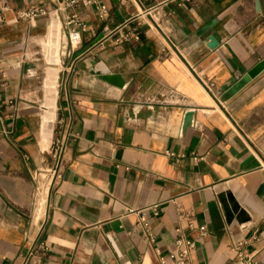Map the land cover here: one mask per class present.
<instances>
[{
	"label": "crops",
	"instance_id": "0c3cea01",
	"mask_svg": "<svg viewBox=\"0 0 264 264\" xmlns=\"http://www.w3.org/2000/svg\"><path fill=\"white\" fill-rule=\"evenodd\" d=\"M105 4L76 7L71 44L61 0H0V264H160L180 236L185 264H238L239 241L264 264V68L247 77L264 0ZM30 5L47 13L20 17ZM123 22L139 37L116 43ZM57 139L62 177L36 210Z\"/></svg>",
	"mask_w": 264,
	"mask_h": 264
},
{
	"label": "built area",
	"instance_id": "2783aa9c",
	"mask_svg": "<svg viewBox=\"0 0 264 264\" xmlns=\"http://www.w3.org/2000/svg\"><path fill=\"white\" fill-rule=\"evenodd\" d=\"M78 5H85L95 8L100 15H104L107 11L105 0H61V7L68 9L71 12L66 17V25L68 27V35L71 44L79 41V34L84 30L86 24L80 19L75 11ZM47 10L42 6L30 5L19 10L20 17L35 18L37 16L45 15ZM127 22H123L114 29L117 35L114 37L116 43H120L131 38L139 37V30L136 25L127 27ZM207 89H211L212 83L206 82ZM65 143L61 140H55L51 144L49 154L52 158V163L47 167L36 168L32 174L31 179L33 182V203L36 210H39L42 202L47 199L52 187L61 179L64 166ZM139 223L144 228L145 234L151 238L149 233L148 222L143 214L139 216ZM202 234L205 233L206 228L204 225L199 226ZM174 247L166 254L158 256L160 264H185L190 257L191 251L194 247V241L184 236L177 237L174 240ZM245 241H239L235 245L236 262L238 264H256L257 261L252 253L245 247Z\"/></svg>",
	"mask_w": 264,
	"mask_h": 264
},
{
	"label": "water",
	"instance_id": "95a60500",
	"mask_svg": "<svg viewBox=\"0 0 264 264\" xmlns=\"http://www.w3.org/2000/svg\"><path fill=\"white\" fill-rule=\"evenodd\" d=\"M104 36V33H100L94 40V43L97 42L98 40H100L102 37ZM209 43L208 45L210 47H214L217 45V39L213 36L210 35L208 37ZM86 49V48H85ZM85 49H82L80 52L77 53V55L81 54ZM264 68V58L261 59L258 63H256L247 73V77H253L255 76L257 73H259L262 69ZM119 85H122V81L120 80L118 82ZM228 197L232 200L231 195L228 194ZM239 208L238 204L235 203L234 201H232V209L233 210H237Z\"/></svg>",
	"mask_w": 264,
	"mask_h": 264
}]
</instances>
